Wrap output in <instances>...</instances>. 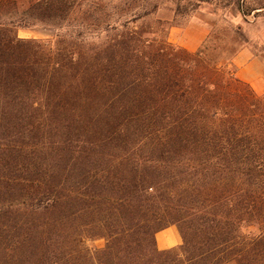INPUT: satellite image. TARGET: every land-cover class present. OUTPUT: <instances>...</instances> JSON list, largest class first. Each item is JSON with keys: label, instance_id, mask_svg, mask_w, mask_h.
Segmentation results:
<instances>
[{"label": "trees", "instance_id": "obj_1", "mask_svg": "<svg viewBox=\"0 0 264 264\" xmlns=\"http://www.w3.org/2000/svg\"><path fill=\"white\" fill-rule=\"evenodd\" d=\"M93 3L0 0V264H264V93L237 76L240 27L189 51L156 0Z\"/></svg>", "mask_w": 264, "mask_h": 264}, {"label": "rangeland", "instance_id": "obj_2", "mask_svg": "<svg viewBox=\"0 0 264 264\" xmlns=\"http://www.w3.org/2000/svg\"><path fill=\"white\" fill-rule=\"evenodd\" d=\"M94 1L92 7L107 12H114L119 8L129 7L138 11L147 6L149 0H86V4ZM95 1L97 3H95ZM160 3L156 16L164 17L168 23L174 26L207 20L209 33L216 29L240 27L243 38L238 41L237 52L248 47L254 55L264 59V0H156ZM177 8L178 14L173 17V10ZM251 9L246 16L243 12ZM17 35L21 38H46L49 31L40 27L18 28ZM237 54V53H236ZM235 64V63H234ZM236 72L238 76V66ZM250 84V83H249ZM257 93H264V87L250 84ZM103 238H86L85 244L90 248H98L104 245Z\"/></svg>", "mask_w": 264, "mask_h": 264}, {"label": "crops", "instance_id": "obj_3", "mask_svg": "<svg viewBox=\"0 0 264 264\" xmlns=\"http://www.w3.org/2000/svg\"><path fill=\"white\" fill-rule=\"evenodd\" d=\"M209 34V22L200 20L183 26H171L168 40L189 51L197 50ZM264 39V35H261ZM238 66V77L252 85L264 87V59L254 55L248 47L241 48L233 58ZM156 245L159 249L177 246L182 239L176 226H168L155 234Z\"/></svg>", "mask_w": 264, "mask_h": 264}]
</instances>
